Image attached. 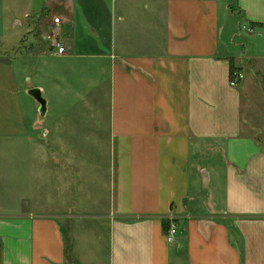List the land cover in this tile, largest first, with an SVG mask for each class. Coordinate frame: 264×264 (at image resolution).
Returning <instances> with one entry per match:
<instances>
[{"label":"crops","instance_id":"obj_1","mask_svg":"<svg viewBox=\"0 0 264 264\" xmlns=\"http://www.w3.org/2000/svg\"><path fill=\"white\" fill-rule=\"evenodd\" d=\"M46 55L108 80V194L73 209L75 158L24 103ZM0 80V264H82L86 220L107 264H264V0H0Z\"/></svg>","mask_w":264,"mask_h":264},{"label":"rangeland","instance_id":"obj_2","mask_svg":"<svg viewBox=\"0 0 264 264\" xmlns=\"http://www.w3.org/2000/svg\"><path fill=\"white\" fill-rule=\"evenodd\" d=\"M241 36L243 39L246 37L245 34ZM239 37L233 41L237 52L238 47L243 51L240 45L244 40ZM44 60L43 71L40 64L41 68L34 69L35 74L31 76L30 81L43 88V98L47 107L50 105L49 113L46 114L43 129L38 133H31L30 136L36 138L42 136L45 131V134L49 132L46 143L48 142L53 152L59 155L57 167L61 169L67 164L65 154H68L69 158H75L74 167L71 168L77 173L78 194L74 196L75 192L72 195L63 192V196L57 198V202L64 209H73L80 201L83 202L81 191L85 185L94 184L100 190L97 194L99 199L101 195L107 197L108 194L106 190L113 168L112 159L114 160L109 133L108 80L100 71H85L82 65L69 59L46 55ZM1 84L4 83L0 80V94L3 90ZM24 99L26 105L37 104L29 94L28 97L24 96ZM54 138L58 140V144L54 142ZM49 162L50 167L53 161ZM50 198L51 195L48 200ZM92 200H96L95 197ZM84 222L87 230L80 232L84 233L83 236L77 234L73 253L82 256V264H107L106 232L102 227L95 226L94 220ZM64 229L70 228L65 224Z\"/></svg>","mask_w":264,"mask_h":264},{"label":"built area","instance_id":"obj_3","mask_svg":"<svg viewBox=\"0 0 264 264\" xmlns=\"http://www.w3.org/2000/svg\"><path fill=\"white\" fill-rule=\"evenodd\" d=\"M59 23H60V19L55 18L54 24H59ZM49 39L51 40L52 37L50 36ZM52 48H54V50L56 51L55 54H57V55H63L66 53V49L60 43V41H58L57 39H54L52 41ZM244 78H245V76L241 71H235L232 74V79H231L230 85L232 87H235L238 83L243 81ZM177 232H178L177 227L175 225H172L171 228L169 229L168 233H167V240L169 243H172L174 241V238H175Z\"/></svg>","mask_w":264,"mask_h":264},{"label":"water","instance_id":"obj_4","mask_svg":"<svg viewBox=\"0 0 264 264\" xmlns=\"http://www.w3.org/2000/svg\"><path fill=\"white\" fill-rule=\"evenodd\" d=\"M28 94L36 100L39 105V113L44 116L47 110V102L43 98L42 91L40 89H32L28 91Z\"/></svg>","mask_w":264,"mask_h":264},{"label":"trees","instance_id":"obj_5","mask_svg":"<svg viewBox=\"0 0 264 264\" xmlns=\"http://www.w3.org/2000/svg\"><path fill=\"white\" fill-rule=\"evenodd\" d=\"M234 71H235V69H234V68H232V74L234 73Z\"/></svg>","mask_w":264,"mask_h":264}]
</instances>
